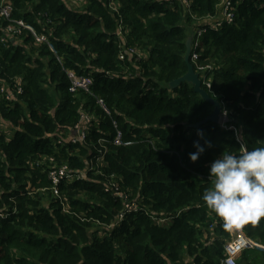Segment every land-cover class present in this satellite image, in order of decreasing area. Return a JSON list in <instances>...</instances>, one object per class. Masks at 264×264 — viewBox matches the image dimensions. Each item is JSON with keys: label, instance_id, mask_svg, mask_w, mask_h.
Here are the masks:
<instances>
[{"label": "trees", "instance_id": "16d2710c", "mask_svg": "<svg viewBox=\"0 0 264 264\" xmlns=\"http://www.w3.org/2000/svg\"><path fill=\"white\" fill-rule=\"evenodd\" d=\"M229 1L232 21L215 28L209 17L221 0H12L13 16L55 52L28 31L0 34V84L19 77L23 88L11 100L0 95V264H222L229 233L202 199L210 165L223 152L264 146V0ZM199 27L197 62L212 67L211 90L202 87L237 132L191 126L212 105L188 82L168 86L186 72L185 42ZM67 70L91 76V93L71 92ZM87 111L95 118L86 143H69ZM113 120L130 143L112 142ZM197 129L213 146L193 163ZM94 155L101 159L89 168ZM62 162L85 177L62 181L56 196L47 169ZM111 180L131 192L136 212L105 190ZM244 231L264 245V217ZM239 264H264V250H244Z\"/></svg>", "mask_w": 264, "mask_h": 264}, {"label": "built area", "instance_id": "2783aa9c", "mask_svg": "<svg viewBox=\"0 0 264 264\" xmlns=\"http://www.w3.org/2000/svg\"><path fill=\"white\" fill-rule=\"evenodd\" d=\"M79 2L82 0H78ZM181 3L185 7H188L190 0H181ZM113 10H117L116 6H112ZM13 3L12 0H0V19L4 22L0 24V34H1V41H6L7 38L11 37L12 39L19 37L23 31H28L30 35L34 38L35 43H46L49 48L54 51L49 37L45 33H38L36 30L29 24L25 23L22 18H17L13 16ZM232 10L230 7L229 0H221L219 4V13L216 16H210L209 19L212 21L213 27H218L223 20L228 22L232 21ZM205 23V21H203ZM204 28L199 27L195 31V40L191 42V52H190V60L191 63L196 65L197 70H194L199 74V78L201 80V85L204 84L209 90H211V76L209 71L211 70L210 65H201L197 62L198 58V41L202 34ZM117 35L120 37V40L123 39V35L121 32V27L119 26L117 30ZM122 35V36H121ZM121 43V42H120ZM55 52V51H54ZM126 53L136 55V57L141 56L142 51L135 46L126 47ZM125 55L124 51H120L119 58L123 59ZM194 67V66H193ZM67 74L70 79V86L69 90L71 92H76L78 90H83L84 92L91 93V85H92V78L91 76L87 75H77L72 70H67ZM110 75V74H108ZM23 88L21 84V78L16 77L14 79L13 84H0V95H3L5 100H11L18 95L22 94ZM96 103L109 114V110L107 109L103 99L99 96H95ZM222 111V109H221ZM226 116V112H222ZM227 117V116H226ZM95 115L90 112H81L79 115L78 121L74 124L73 132L69 136L68 141L69 143L77 144V143H86L87 139V128L92 124ZM114 128H116V134L112 140L114 144H128L130 142H126L122 140L121 131L117 128L116 122L113 120ZM222 127H227L233 129L237 132L236 127L234 125H228L225 122L220 123ZM104 139L100 138L98 143L103 142ZM61 143V140H58ZM105 152L98 149V154H102ZM101 159V155H94L91 159L86 160L87 167L92 168L95 164L99 162ZM50 161H53V157H49ZM88 170V169H87ZM47 177L51 182V190L54 195L59 196L60 190L58 189V185L62 181H73V180H80L85 177V173L81 170H73L68 163H58L51 165L47 169ZM105 186V190L109 191L112 195L119 197L123 202V207L125 208L126 212H136L138 210V205L136 201L132 198V194L130 191L122 190L119 186L117 181L111 180V183ZM2 216V215H0ZM122 216V214L120 215ZM245 225L241 226L240 229L229 232L230 237L224 241L223 243V253L224 257L221 260L222 264H238L237 261L240 255L243 253L244 250L252 249V248H261L264 249V246L257 243L253 238L249 237L245 231Z\"/></svg>", "mask_w": 264, "mask_h": 264}, {"label": "clouds", "instance_id": "9594fccd", "mask_svg": "<svg viewBox=\"0 0 264 264\" xmlns=\"http://www.w3.org/2000/svg\"><path fill=\"white\" fill-rule=\"evenodd\" d=\"M196 135L195 151L189 153L193 163L213 146L203 130L197 129ZM236 140L243 143L239 135ZM209 177L213 186L205 191L202 199L221 220L225 231L238 230L247 223L255 224L264 217V146L251 150L245 147L236 155L223 152L211 163Z\"/></svg>", "mask_w": 264, "mask_h": 264}, {"label": "water", "instance_id": "95a60500", "mask_svg": "<svg viewBox=\"0 0 264 264\" xmlns=\"http://www.w3.org/2000/svg\"><path fill=\"white\" fill-rule=\"evenodd\" d=\"M191 42H192V37L189 35L185 42L186 51L184 54V61L187 66L186 72L183 75L171 80L168 86L171 88H175L181 82H188L192 85L195 92H197L204 100H206L209 104L212 105V111L210 112L209 115H207L201 121H198L197 123L191 125L193 127H197L200 124L205 123L207 121H211L214 123L218 122L222 106H221L220 101L212 97L207 92V90L203 88L201 85L199 74L194 70L193 64L191 63V60H190Z\"/></svg>", "mask_w": 264, "mask_h": 264}, {"label": "rangeland", "instance_id": "374dc122", "mask_svg": "<svg viewBox=\"0 0 264 264\" xmlns=\"http://www.w3.org/2000/svg\"><path fill=\"white\" fill-rule=\"evenodd\" d=\"M75 6L76 5H80V3H78L79 1L78 0H70ZM225 121H227V117L224 115V113H222V111H221V113H220V115H219V120H218V122L219 123H223V122H225ZM10 134H12V132H10ZM229 233V232H228ZM230 237V234H228V236L225 238V240H227L228 238ZM252 249H255V248H252ZM257 249V248H256ZM259 249V248H258ZM248 254H251V252L249 251L248 252ZM241 256V255H240ZM239 262H240V257H239V259H238V264H239Z\"/></svg>", "mask_w": 264, "mask_h": 264}, {"label": "crops", "instance_id": "0c3cea01", "mask_svg": "<svg viewBox=\"0 0 264 264\" xmlns=\"http://www.w3.org/2000/svg\"><path fill=\"white\" fill-rule=\"evenodd\" d=\"M255 240V239H254ZM256 241V240H255ZM257 242V241H256ZM257 243H259V242H257ZM260 244V243H259ZM262 245V244H261ZM262 246H264V245H262ZM259 249H261V248H259ZM264 250V249H263Z\"/></svg>", "mask_w": 264, "mask_h": 264}]
</instances>
